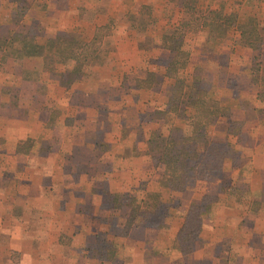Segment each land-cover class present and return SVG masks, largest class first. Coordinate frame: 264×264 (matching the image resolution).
<instances>
[{"label": "rangeland", "instance_id": "374dc122", "mask_svg": "<svg viewBox=\"0 0 264 264\" xmlns=\"http://www.w3.org/2000/svg\"><path fill=\"white\" fill-rule=\"evenodd\" d=\"M196 7L233 13L239 24L254 19L263 29L259 50L243 45L235 26L211 41L199 24L195 30L185 28L182 37L188 60L178 74L190 82L196 72L200 85L229 108V116L219 117L206 128L209 138L226 146L222 169L183 191L159 184L163 190L158 192L139 183L138 188L132 184L131 191L123 187L116 192L108 185L110 172L103 171L111 167L109 157H104L107 166L101 170L98 166L102 153L109 150L105 137H121L115 157L122 158L129 155L130 139L148 133L146 154L164 169L149 151L152 133L165 138L190 131L179 114L181 106L173 112L167 109L173 79L165 70L173 53L161 47L163 33L189 19L182 0H0V214L2 207L5 211V196H16L24 170L9 164L15 161L5 155L9 147L26 159L27 169L44 163L52 153L59 154L53 157L62 163V170L54 171L57 176L52 182L43 176L46 195L63 190L58 179L64 176L80 185L79 195L83 189L100 199L96 211L90 206L89 218L81 219L73 212L61 221L68 225L60 228L63 232L58 236H12L23 220L17 218L13 227L5 229L4 212L0 215V264H264V0H197ZM104 24L111 34L102 39L103 62L83 67L68 84L61 82L72 62L59 64L51 72L40 68L39 58L15 59L12 54V47L19 46L17 34L32 36L39 44L60 33L86 42ZM108 64L116 68L103 70L99 81L95 68ZM82 84L99 90L83 94L77 90ZM191 112L185 110L186 115ZM30 118L36 119L44 134L31 132ZM232 121H239V128L229 134L226 127ZM21 130L28 133L18 137ZM36 192L31 188L30 197ZM149 193H158V199L170 205L168 215L160 214L161 206H147L157 199ZM192 203L204 206L202 225L191 250L184 254L175 248L174 240ZM16 205L13 212L19 216L22 206ZM50 206L54 214L64 215L61 204ZM135 206L143 217L136 215L128 225ZM26 211L32 231L37 223L45 225L37 214L44 212L41 207ZM27 244L32 250L23 246Z\"/></svg>", "mask_w": 264, "mask_h": 264}, {"label": "trees", "instance_id": "16d2710c", "mask_svg": "<svg viewBox=\"0 0 264 264\" xmlns=\"http://www.w3.org/2000/svg\"><path fill=\"white\" fill-rule=\"evenodd\" d=\"M196 1L182 0V8L189 19L166 30L161 37V47L173 53L165 70V75L173 79L167 109L173 112L181 106L179 114L187 120L190 127L188 134H181L177 137L168 135L164 138L160 134L154 135L153 132L148 140L149 151L153 154V159L164 165L159 184L172 191H183L190 183L222 169L226 146L209 138L206 128L219 117L230 114L228 107L221 106L207 89L200 85L196 72L193 73L190 82H186L178 74L179 70L186 66L188 60V53L182 49V37L187 31L185 28H189L188 30L202 28L207 34V39L213 40L223 36L229 27L235 26L239 31L240 42L252 50H259L263 41V29L257 26L256 20L251 19L239 24L235 14L224 13L221 9L199 10L196 7ZM110 31L108 24H104L98 26L92 38L86 42L79 41L73 34L60 33L53 38L46 39L42 44L37 43L32 36L17 34L19 46L12 47V54L15 59L39 58L41 59L40 68L51 72L56 71L59 64L66 65L72 62V69L64 70L63 74L66 78L61 82L68 84L81 74L83 67L99 65L103 62L104 56L101 54L100 46L102 39L111 34ZM70 73L72 75H68ZM187 108L192 109L189 115L185 114ZM237 123L239 121H232L226 127V132L234 134L239 128ZM148 195L157 197V199L156 202L147 206L151 208L161 206L163 211L160 214H169L170 205L163 204L158 199V193ZM203 207V204L192 203L183 215V224L174 240L175 248L181 253L185 254L191 250L192 241L200 233ZM138 208L139 206L132 208L135 213L132 214L131 211L128 225L133 223L136 215L143 217V211L138 212Z\"/></svg>", "mask_w": 264, "mask_h": 264}, {"label": "crops", "instance_id": "0c3cea01", "mask_svg": "<svg viewBox=\"0 0 264 264\" xmlns=\"http://www.w3.org/2000/svg\"><path fill=\"white\" fill-rule=\"evenodd\" d=\"M134 43L136 46V42H134ZM137 49L138 48L135 47V51H134L135 54L139 53V50H137ZM108 68L109 69H112V68L115 69L116 67L113 66V64H111V65L108 64L107 67H105V65H102L98 68H95V70H96L95 72L97 74L96 76L98 77L99 81H101V79H102L101 77H102L103 70H106ZM120 81H121V79H120ZM101 84L102 83H100L99 88H100ZM58 87H60V86H58ZM99 88L97 89V87H95L93 90H91L89 85L83 86V84H82L79 87H77V90L83 92V94L89 92L92 95V93L94 94L95 92H97V90H99ZM89 109H91V106H89ZM93 116H95V115H93ZM6 118H9V117H6ZM30 119L33 120V126L31 127L32 128L31 132L36 134V135H39V136L44 134L45 131L43 130V128L40 127V124L36 121V119H32V118H30ZM94 121H95V119H94ZM27 131L30 132V129L28 128ZM28 132H24L23 130H21L20 131L21 134L19 133L20 135H18V137H20L22 134L28 133ZM141 135H142L141 137L136 135V137L134 136L132 139H130L129 145L131 144L132 147L130 149L128 148L127 152H129V155H125L122 158H116L115 157V155H117L120 152V149H118V150L116 149L117 148L116 143H118L121 140V137L120 136L116 137L115 135H109L108 137H105V140H107L110 143L109 144V150L107 152L102 153V156H101V158H99V161H98V166H100L99 167L100 170L102 168H104L103 166H107L105 164V161H104L105 160L104 157L107 155L109 158L106 160L109 161V164L111 167L107 168L106 170L103 169V171L108 170V172H110L111 177L108 178L107 180H108L109 188L111 190L116 191V192L120 191V190L123 191L122 189L124 187V188L128 189L127 191H131L132 190L131 187H133L132 184H134V186H135L133 188H138L139 183L144 184L145 189H148V190H155L158 192L163 190V188H161L159 186V183H158L160 172L163 169V167L159 166V165L155 166L153 164L151 158L149 157V155L146 154L145 150L147 147V144H146L147 141L146 140L148 137V133L144 132ZM31 136H32V134H31ZM81 145H83L82 140H81ZM13 148L14 147L7 148V153H5V155H10L9 157L11 159L15 158V161L12 160L11 163H9V164H11V165L15 164L16 166L22 167V169H24V170H23V172H21L22 178L19 179V181L17 183V188L15 189L16 196H14V197H12V196L8 197V195L5 196V203H6L5 204V211L2 207L3 212L0 214V215H3L5 212V225L7 224V226H8V227L5 226V229L13 227V225L15 224V220L17 218L20 220L21 219L23 220V225L21 227H19V229L16 230V232H14L12 234V236H16V235L17 236H19V235L20 236H27V237L28 236H37V235H39V236H43V235L58 236V234L60 232H63V231H61L60 228L61 227L66 228L68 225V223H64V222L61 223V221L67 219L68 216L73 214V212L77 216L81 215V219H84L83 218L84 215H86L87 218L90 217V211H89L90 206L93 208V211L97 210V206L100 203L99 196L97 195L98 199L96 200V196L86 194L87 192L85 193L83 189H81V192L83 194L79 195L77 193V188H79L80 185H73L72 183L68 182L64 176H62L58 179L61 181L62 185L64 186L63 190H61L60 193H56L53 196H48L44 193L46 191L45 190L46 186L43 184V176L44 177L48 176V181L52 182L53 178L57 176V175H55L54 171H58V169L62 170V166H61L62 163L57 162L56 161L57 158L53 157L55 155L59 156V154L52 153V154H50V156L48 158H46L44 163L39 162L38 164H33L34 166L33 167L31 166L32 168L27 169L26 166H24V162L26 159L23 158V156H21V155L15 154ZM124 151H126V150L124 149ZM108 154H111V156ZM28 172H32L33 174L32 173L28 174ZM19 182H21V183L19 184ZM31 188L32 189L36 188L38 191L34 195H32V197H30L31 195H29ZM141 191L144 192V189H142ZM22 194H28V195L22 196ZM6 197H8V199ZM15 197H16V199H15ZM23 197H27V198L25 199ZM30 200H32V201H30ZM86 203L89 206L86 208H82L81 204L83 205ZM16 204L22 206V211H21L19 216H18V214H15L13 212V207ZM52 204H61L62 207H64V209H65L64 215L60 216V215L54 214L52 209H51V206H50ZM29 206L34 207V208H37V207L40 208L41 207V210H43L44 212L39 211L37 213L41 217V218L39 217L40 218L39 221L42 222L44 219V221L46 222L45 225H43L42 223L41 224L37 223L36 226L34 227L33 231H32V228L28 227V224H29L28 221L29 220L26 217V213H27L26 209L30 208ZM70 207H75V210L71 211L69 209ZM46 212H48V215ZM178 217H180V216L178 215ZM26 219H27V222L25 221ZM174 220H175V218L173 219V223H174ZM74 227H75V225H72L71 229ZM202 227H203V230L206 229V228H204V226H202ZM77 228L79 229V227H77ZM82 229L84 231L87 230V228L85 226H83ZM7 230H9V229H7ZM148 230L149 229H145L144 232H149ZM152 231L154 233H156L158 230L152 229ZM68 234L72 235V233H68ZM83 234L86 235L88 233L86 231ZM205 235L206 234L204 233V231H202L201 236H205ZM20 246H22V245H20ZM23 246H26L28 251L32 250L31 248H29L28 244L23 245ZM16 247L18 250H21L19 245H17ZM26 252H27V250H26Z\"/></svg>", "mask_w": 264, "mask_h": 264}]
</instances>
